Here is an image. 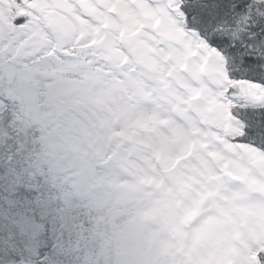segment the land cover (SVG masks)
<instances>
[{
	"label": "rangeland",
	"instance_id": "374dc122",
	"mask_svg": "<svg viewBox=\"0 0 264 264\" xmlns=\"http://www.w3.org/2000/svg\"><path fill=\"white\" fill-rule=\"evenodd\" d=\"M61 1L82 18L80 46L55 39L47 21L61 10L56 0H43L29 10L31 17L0 13V109L9 112L14 144L7 161L22 156L23 168L15 173L26 170V182L46 188L60 204L59 223L51 227L56 257L0 264H180L186 258L188 264H213L212 257L227 263L224 251L211 247H222L237 233L231 221L236 215L243 221L246 203L241 207L240 195L221 198L223 184L239 182L226 171L220 177L224 172L208 151L211 136L194 129L193 116L188 123L180 117L184 92L169 83L165 97L158 76L144 75L137 66L142 50L158 62L157 37L148 31L139 44L119 39L122 23L110 0H90L91 16L80 9L82 0ZM8 19L25 23L9 29ZM105 43L119 53L114 60ZM233 66L241 74L264 70L252 61ZM211 126L213 133H224L217 122ZM208 209L221 228L212 225L214 231L200 235L201 244H190V216ZM205 249L210 251L200 252Z\"/></svg>",
	"mask_w": 264,
	"mask_h": 264
},
{
	"label": "bare ground",
	"instance_id": "6f19581e",
	"mask_svg": "<svg viewBox=\"0 0 264 264\" xmlns=\"http://www.w3.org/2000/svg\"><path fill=\"white\" fill-rule=\"evenodd\" d=\"M42 1L43 0H0V13H11L14 15V18H20L21 16L31 17V12L33 10L31 12L29 10L39 7ZM56 1L61 4V10L57 14L58 16L56 19L53 18L47 21L49 22L51 31L56 40L60 42L70 41L71 44H77V39L82 35H79L78 30V23L82 18L78 13L62 5L63 2L61 0ZM82 1L80 9H82L85 14L91 16L90 13L92 9L90 7V0ZM179 1L180 0H110V11L113 12L115 17L121 19L120 21L122 24L119 26L121 30H119L117 35L119 39L130 44H139L146 38L148 31L151 32L154 37H157L161 48L159 51L161 54L156 57L158 62H154V55L153 58H151L145 55V51L142 50V55L135 60L137 66L144 75L147 74L150 77L158 76L165 97L168 96L167 87L169 83L173 84L175 88H180V90L184 92L185 100L183 99V104H180L178 108L180 117L182 119L184 118L188 123V116H193L195 122L193 125L194 129L196 131H201V133L205 132V134L211 136V143L208 151L212 153V156L214 155L215 159L217 158V164H220V168L224 172L220 177L222 178L223 174H226V171L228 175H230V178L235 179L234 182H239L240 186L238 187L230 183L223 184L221 189L223 190V195L221 198L223 199L225 194H229L231 197H236L237 195L242 196L243 200L240 203L241 207H243V201H245L244 203H246V205L243 207V211H237H242L243 213H241V216L243 215L246 217L243 218L242 222L237 219V217H239L238 215L233 217L234 219L231 221L232 227L230 228L237 231V233L233 235L230 241L227 239L226 244H221L222 247H211V250L213 252L220 249L223 250V256L225 260H228L225 264H256L258 262L257 254L261 252L264 253V151L250 142L239 139V137L242 136L243 123L238 116H235L230 111V109L236 107H264V84L258 80H252L246 77H230L224 64L225 57H223L221 52L216 47L207 45L205 39L201 35H198L194 28L185 24L184 14L179 7ZM85 17H87V15ZM6 23L10 29V27H20V25H24L25 22L16 25L8 19ZM1 26H3V24ZM11 30L13 33V28H11ZM7 32H9V30H7ZM105 41L107 40L105 39ZM106 43V54L109 58L114 60L115 51L112 50L110 44ZM102 44H104V42ZM116 54L119 55V53ZM116 54L115 57H117ZM229 89H234L235 92L229 94ZM181 96L182 95H180V97ZM175 101L176 100H174V103ZM214 122L219 124L224 133L212 132L214 128L211 126V123ZM198 147L197 155H199V152L202 153V147L199 145ZM219 158L220 160H218ZM229 166H232L234 169L231 168L230 170ZM205 167L206 164L204 169ZM206 169L205 171L208 170ZM84 170L83 174L89 175V171L86 167ZM215 171L221 173L218 168ZM214 195L216 196L217 194ZM217 197L218 196H216V198ZM222 199L219 204L222 202L223 206L224 201ZM233 201L235 200L233 199ZM232 205H234V203H232ZM215 210L214 213L216 212ZM211 214V210L208 209L207 212L198 215L195 214V218L193 217L194 215L190 216L188 229L186 230L187 240L190 244H192V242L197 244L200 240V235H202L205 229L208 230V228L213 229L215 227L212 219H210ZM177 218L179 217L177 216ZM207 221H209V224H206ZM221 224L223 223H220V225ZM212 225L214 227H211ZM219 227V224H217L214 229L219 230ZM209 233V238L213 237L210 236ZM139 244L141 245V243ZM206 251L209 252L210 250L205 249V251L200 252L205 253ZM213 252L211 253L213 254ZM199 258V261L202 260L203 262L205 260L203 255H199ZM186 259L184 261L182 260L180 264L190 263L187 262L188 260ZM210 260L215 261L213 264H223L216 262L218 261L217 257H212Z\"/></svg>",
	"mask_w": 264,
	"mask_h": 264
},
{
	"label": "trees",
	"instance_id": "16d2710c",
	"mask_svg": "<svg viewBox=\"0 0 264 264\" xmlns=\"http://www.w3.org/2000/svg\"><path fill=\"white\" fill-rule=\"evenodd\" d=\"M179 6L185 14V24L225 57L230 77H246L264 84V70L241 74L233 66L250 61L264 65V0H180ZM230 111L243 123L240 140L264 151V107H236ZM9 120V112L3 107L0 109V262H39L44 256L56 257L51 238L53 228L59 223L60 204L51 193H46V188L45 192L39 188L41 194L36 195L39 189L36 190L34 183L26 182V170L15 173V169L23 168L22 156L15 157L11 163L7 161L9 145H14ZM37 182L42 185L39 178ZM257 256L256 264H264V253Z\"/></svg>",
	"mask_w": 264,
	"mask_h": 264
}]
</instances>
